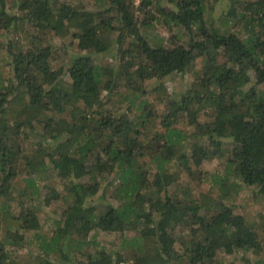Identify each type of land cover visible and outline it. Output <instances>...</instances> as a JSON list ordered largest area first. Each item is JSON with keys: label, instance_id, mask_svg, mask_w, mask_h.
Segmentation results:
<instances>
[{"label": "trees", "instance_id": "obj_1", "mask_svg": "<svg viewBox=\"0 0 264 264\" xmlns=\"http://www.w3.org/2000/svg\"><path fill=\"white\" fill-rule=\"evenodd\" d=\"M263 209L264 0H0V264H264Z\"/></svg>", "mask_w": 264, "mask_h": 264}, {"label": "rangeland", "instance_id": "obj_2", "mask_svg": "<svg viewBox=\"0 0 264 264\" xmlns=\"http://www.w3.org/2000/svg\"><path fill=\"white\" fill-rule=\"evenodd\" d=\"M223 3L221 4L219 3L215 5L214 10L211 12V15L215 19H217L220 16L222 8H223L222 6L224 5ZM146 30H147L146 34L148 36V39L151 41L153 45H163L165 47H172V46L174 47L178 45H184L185 42L187 41L185 32L182 31L178 27H174V26L168 27L166 25L158 23V24L152 25ZM54 43L58 45L60 42L58 41V39H54ZM64 45L67 47L68 51L69 50L71 52L73 51V48L70 46L69 38H66V40L64 41ZM113 55H114L113 50H110L105 54H96L97 63L102 64V65L109 64L111 63L112 60H114ZM59 65L60 64L58 62H55L54 63L55 69L58 68ZM200 66H201V61L198 60L195 64L194 72L198 71ZM193 75L194 73H190L184 76L175 75V76L170 77L164 83V85L167 87V93L184 89L188 81L190 80V78H193ZM147 90H148L147 93L140 96L138 101L152 102V100L154 99V95L149 89ZM111 97H112V100L107 105V107L108 108L111 107V109H113V107H117L119 108V110H122V105L126 103L127 99L129 100L132 99V95L130 93H128L126 96L125 94H122V95H115ZM155 108L157 112L159 113L162 111L163 106L158 105ZM204 118H205V115L201 116L200 120L203 121ZM183 130L189 131V132L192 131L191 127H188V128L184 127ZM202 166H203L202 168L209 173L208 175H213V174H216L217 171H221L223 169L224 163L222 159H219V160H213L210 162H205L202 164ZM249 194L250 192L248 191V189L244 188L239 193V195L235 197V204H236V209L238 211L240 210L244 213H248L249 215L250 214L252 215L254 214L255 207L251 205L252 202L250 200ZM50 210L54 211V208L51 207ZM263 213H264V209H263ZM42 220L45 221V218L42 217ZM47 228L48 227H45L44 230L46 231ZM91 236H94L96 242L100 243V245H103L105 248H109L111 244H114L115 242L118 243L119 241V239L114 234L100 233V234H95V235L91 234ZM229 260L230 258H225L226 264L228 263ZM122 264H131V263H122Z\"/></svg>", "mask_w": 264, "mask_h": 264}]
</instances>
